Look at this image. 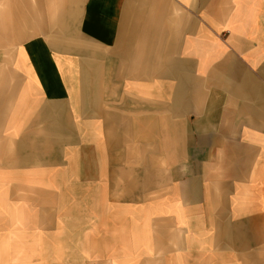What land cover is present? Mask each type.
Segmentation results:
<instances>
[{
    "label": "crops",
    "instance_id": "crops-1",
    "mask_svg": "<svg viewBox=\"0 0 264 264\" xmlns=\"http://www.w3.org/2000/svg\"><path fill=\"white\" fill-rule=\"evenodd\" d=\"M0 17V238L73 220L77 264H264V0Z\"/></svg>",
    "mask_w": 264,
    "mask_h": 264
},
{
    "label": "rangeland",
    "instance_id": "rangeland-1",
    "mask_svg": "<svg viewBox=\"0 0 264 264\" xmlns=\"http://www.w3.org/2000/svg\"><path fill=\"white\" fill-rule=\"evenodd\" d=\"M8 32L0 26V106L3 82L8 80L4 74L11 68L13 45ZM35 226V235H22L21 231L18 237H13V242L10 236L0 238V264H77V260L85 257L80 251L85 248L82 247L85 238H76L75 221L40 220L35 221Z\"/></svg>",
    "mask_w": 264,
    "mask_h": 264
}]
</instances>
